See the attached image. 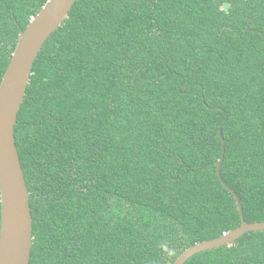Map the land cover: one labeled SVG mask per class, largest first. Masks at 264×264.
Listing matches in <instances>:
<instances>
[{
    "label": "trees",
    "instance_id": "trees-1",
    "mask_svg": "<svg viewBox=\"0 0 264 264\" xmlns=\"http://www.w3.org/2000/svg\"><path fill=\"white\" fill-rule=\"evenodd\" d=\"M47 1L0 0V83ZM15 134L30 264H173L241 224L229 188L264 221V0H77ZM184 264H264V230Z\"/></svg>",
    "mask_w": 264,
    "mask_h": 264
},
{
    "label": "water",
    "instance_id": "water-1",
    "mask_svg": "<svg viewBox=\"0 0 264 264\" xmlns=\"http://www.w3.org/2000/svg\"><path fill=\"white\" fill-rule=\"evenodd\" d=\"M77 0H48L22 32L0 83V264H30L33 217L30 193L16 143L18 113L30 82L34 62L48 37L69 16ZM221 174L222 158L218 160ZM234 194L241 224L223 235L185 249L173 264H184L200 251L231 245L245 232L264 230V221L247 222L239 196Z\"/></svg>",
    "mask_w": 264,
    "mask_h": 264
}]
</instances>
